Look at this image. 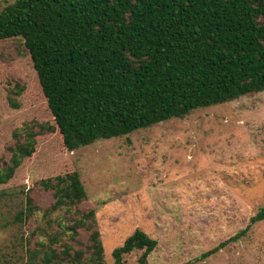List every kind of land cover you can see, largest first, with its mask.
Instances as JSON below:
<instances>
[{"label":"trees","instance_id":"1","mask_svg":"<svg viewBox=\"0 0 264 264\" xmlns=\"http://www.w3.org/2000/svg\"><path fill=\"white\" fill-rule=\"evenodd\" d=\"M0 41H12L17 54L25 48L54 120L13 131L0 156V186L50 132L73 152L264 92V0H13L0 11ZM24 90L9 89L13 108ZM35 192L50 196V205L40 207ZM21 194L10 224L38 213L43 219L24 264H105L96 210L83 206L88 194L78 172ZM263 220L264 208L231 241ZM157 244L138 230L114 251V264L136 250L148 264Z\"/></svg>","mask_w":264,"mask_h":264},{"label":"rangeland","instance_id":"2","mask_svg":"<svg viewBox=\"0 0 264 264\" xmlns=\"http://www.w3.org/2000/svg\"><path fill=\"white\" fill-rule=\"evenodd\" d=\"M12 2L0 0V11ZM11 42L0 41V156L26 122L54 125L30 56L20 45L17 54ZM18 86L25 90L15 109L8 93ZM72 172L88 194L83 206L96 210L105 264H114V251L138 230L158 241L148 264H264V220L231 241L264 208V92L73 152L57 131L41 136L33 157L0 186L7 193L0 197L2 264H24L43 223L38 213L21 226L10 224L21 190ZM35 193L40 207L52 202ZM143 254L125 255V264H142Z\"/></svg>","mask_w":264,"mask_h":264}]
</instances>
